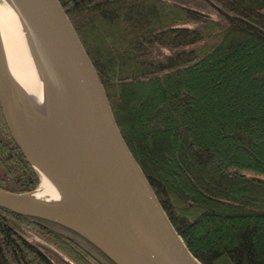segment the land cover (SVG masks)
<instances>
[{
	"label": "trees",
	"instance_id": "obj_1",
	"mask_svg": "<svg viewBox=\"0 0 264 264\" xmlns=\"http://www.w3.org/2000/svg\"><path fill=\"white\" fill-rule=\"evenodd\" d=\"M59 1L189 251L264 264V0ZM40 180L0 107V189ZM0 264L116 263L70 229L0 208Z\"/></svg>",
	"mask_w": 264,
	"mask_h": 264
},
{
	"label": "water",
	"instance_id": "obj_2",
	"mask_svg": "<svg viewBox=\"0 0 264 264\" xmlns=\"http://www.w3.org/2000/svg\"><path fill=\"white\" fill-rule=\"evenodd\" d=\"M3 1L59 93L63 155L34 143L21 125L0 38V107L8 130L38 173L59 181L117 246L112 250L64 213L27 201L31 192L0 189V208L70 229L116 264H202L173 227L124 141L99 75L60 1Z\"/></svg>",
	"mask_w": 264,
	"mask_h": 264
},
{
	"label": "bare ground",
	"instance_id": "obj_3",
	"mask_svg": "<svg viewBox=\"0 0 264 264\" xmlns=\"http://www.w3.org/2000/svg\"><path fill=\"white\" fill-rule=\"evenodd\" d=\"M1 1L2 52L16 93L18 110L22 114L20 123L34 143L41 144L43 149L46 147L53 153L59 151L62 156L59 93L45 72L13 9ZM40 176L39 187L26 195L27 201L68 215L92 231L106 246L115 249V240L83 210L59 181L43 172Z\"/></svg>",
	"mask_w": 264,
	"mask_h": 264
},
{
	"label": "rangeland",
	"instance_id": "obj_4",
	"mask_svg": "<svg viewBox=\"0 0 264 264\" xmlns=\"http://www.w3.org/2000/svg\"><path fill=\"white\" fill-rule=\"evenodd\" d=\"M0 2L2 3V1L0 0ZM211 13V12H210ZM212 14V16H214L215 17V15L213 14V13H211ZM40 182H41V180H40ZM40 185V184H39ZM39 187V186H38ZM37 187V188H38ZM36 188V189H37ZM35 189V190H36ZM25 234V236L28 238V239H30L33 243L35 242L36 244L38 243V244H40L39 242H38V239H39V237L37 236V234L36 233H34L33 231H31V230H27L26 229V232H24ZM37 239V240H36ZM42 242H45V241H42ZM47 245H50L51 247H53V245L52 244H49V243H47ZM41 249V248H40ZM42 250V249H41Z\"/></svg>",
	"mask_w": 264,
	"mask_h": 264
}]
</instances>
